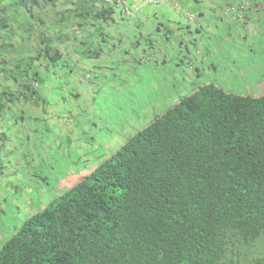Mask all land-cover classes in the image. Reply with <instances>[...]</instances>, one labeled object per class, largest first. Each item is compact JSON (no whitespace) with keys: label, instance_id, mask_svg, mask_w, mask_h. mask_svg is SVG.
<instances>
[{"label":"trees","instance_id":"trees-1","mask_svg":"<svg viewBox=\"0 0 264 264\" xmlns=\"http://www.w3.org/2000/svg\"><path fill=\"white\" fill-rule=\"evenodd\" d=\"M134 10L129 0H0V111L47 118L52 81L80 60L111 79L96 60ZM250 93L193 87L25 218L0 264H264V86Z\"/></svg>","mask_w":264,"mask_h":264},{"label":"rangeland","instance_id":"rangeland-1","mask_svg":"<svg viewBox=\"0 0 264 264\" xmlns=\"http://www.w3.org/2000/svg\"><path fill=\"white\" fill-rule=\"evenodd\" d=\"M158 15L162 20L163 12ZM149 18L152 23L138 30L150 33L154 47L164 45L168 38L174 46L187 40L179 30L172 36L166 34L163 41L165 36L155 35L158 19ZM134 23L135 19L114 50L105 51L106 55L96 60L103 65L97 67L113 74L111 79L104 78L102 71L96 75L92 65L86 67L80 60L64 67L52 81L58 82V90L51 107L54 110L47 118L44 112L42 121L27 112L19 123L15 119L20 117L18 109L10 112L14 117L0 111V245L31 213L46 206L193 87L211 82L228 92L244 94L257 93L264 86V50L257 43L249 49L251 37L219 52L213 50L218 62L215 69L189 66L187 60L194 58L182 52L175 55L174 60L180 62L175 71H170V65L156 67L150 63L125 69L119 66L123 52L126 56L122 58L139 53L135 42L127 39L138 37ZM115 31L118 38L120 24ZM139 42L144 45L147 39ZM187 46L193 49V45ZM229 50L231 57H227ZM214 56L210 54V58ZM181 59L185 60L181 63ZM198 71L200 75L194 79ZM17 160L19 165L15 164Z\"/></svg>","mask_w":264,"mask_h":264},{"label":"crops","instance_id":"crops-1","mask_svg":"<svg viewBox=\"0 0 264 264\" xmlns=\"http://www.w3.org/2000/svg\"><path fill=\"white\" fill-rule=\"evenodd\" d=\"M129 2L135 9V21L139 23H152L153 20H150L149 15L158 19V13L163 12L162 20H156L155 28L158 32L155 33L157 37L165 36L164 39L161 38L163 41L168 37L166 34L172 36L179 30L188 38L177 46H174L168 38V42H164V45L156 44L154 47V43L149 41L150 33L138 32V37L132 40L145 38L147 42L144 45L137 42L141 54L123 58V67L136 64L143 66L150 63L156 67L170 65V71H175L180 65L179 59L174 60L175 55L182 52L185 57L188 55L194 58L189 59L191 66L215 69L218 62L212 53L213 50L219 52L222 48H230L248 40L249 37L254 41L247 42L249 49L257 43L258 48L264 50V0H158L152 5L143 0H129ZM242 10L243 15L239 17L238 11L241 13ZM159 38H156V41ZM187 44L193 45V49H189ZM210 54L214 58H210ZM231 56L232 50H229L227 57ZM180 61L182 63V59Z\"/></svg>","mask_w":264,"mask_h":264},{"label":"clouds","instance_id":"clouds-1","mask_svg":"<svg viewBox=\"0 0 264 264\" xmlns=\"http://www.w3.org/2000/svg\"><path fill=\"white\" fill-rule=\"evenodd\" d=\"M143 1L146 2L147 4L152 5V4H155L158 0H155L153 3H149V2H147L146 0H143Z\"/></svg>","mask_w":264,"mask_h":264},{"label":"built area","instance_id":"built-area-1","mask_svg":"<svg viewBox=\"0 0 264 264\" xmlns=\"http://www.w3.org/2000/svg\"><path fill=\"white\" fill-rule=\"evenodd\" d=\"M149 3H153L155 0H146Z\"/></svg>","mask_w":264,"mask_h":264}]
</instances>
